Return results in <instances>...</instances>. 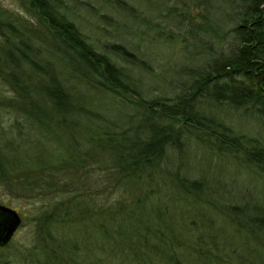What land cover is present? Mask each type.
Returning <instances> with one entry per match:
<instances>
[{
  "label": "trees",
  "instance_id": "1",
  "mask_svg": "<svg viewBox=\"0 0 264 264\" xmlns=\"http://www.w3.org/2000/svg\"><path fill=\"white\" fill-rule=\"evenodd\" d=\"M19 1L29 17L0 4V79L11 93L0 95V189L47 201L35 215L42 243L16 260L1 251L0 264H264V200L191 169L208 154L264 178V133L216 111L264 124V0H219L230 34L174 95L145 91L131 44L90 40L71 4ZM181 1L204 5L203 17L212 6ZM98 95L115 98L124 120Z\"/></svg>",
  "mask_w": 264,
  "mask_h": 264
},
{
  "label": "rangeland",
  "instance_id": "2",
  "mask_svg": "<svg viewBox=\"0 0 264 264\" xmlns=\"http://www.w3.org/2000/svg\"><path fill=\"white\" fill-rule=\"evenodd\" d=\"M132 11L122 8L112 0H64L75 9L71 17L79 24L90 40L102 42L128 41L144 60V68L129 64L133 76L150 95L176 93L177 84L184 79H192L210 50L229 36L234 24L228 5L224 1L212 0L208 17H203L204 5L181 0H124ZM0 4L16 14L29 15L20 6L19 0H0ZM73 4V5H72ZM127 43V42H126ZM108 47H111L108 45ZM218 51V49H217ZM215 51V55H217ZM7 86L0 79V95L8 94ZM98 106L108 114L125 118L117 100L109 95L97 96ZM231 122L245 132L264 133V124L241 111L227 106H217ZM124 120V119H123ZM202 165L194 164L191 169L201 175L227 181L232 193L252 194L264 200V178L255 169L240 167L227 158L203 156ZM96 165L95 177L101 188L105 187L106 171L103 164ZM94 183V180L92 179ZM103 190V189H102ZM245 195V197H247ZM104 196V194L102 195ZM47 198L37 195H20L0 189V203L16 209L22 221L3 251L12 259H20L28 248L40 244L44 222L35 215L46 205Z\"/></svg>",
  "mask_w": 264,
  "mask_h": 264
},
{
  "label": "water",
  "instance_id": "3",
  "mask_svg": "<svg viewBox=\"0 0 264 264\" xmlns=\"http://www.w3.org/2000/svg\"><path fill=\"white\" fill-rule=\"evenodd\" d=\"M21 221V215L16 209L0 203V246L11 240Z\"/></svg>",
  "mask_w": 264,
  "mask_h": 264
},
{
  "label": "flooded vegetation",
  "instance_id": "4",
  "mask_svg": "<svg viewBox=\"0 0 264 264\" xmlns=\"http://www.w3.org/2000/svg\"><path fill=\"white\" fill-rule=\"evenodd\" d=\"M18 228H19V227H18ZM17 230H18V229H17ZM17 230H16V231H17ZM16 231H15V232H16ZM14 234H15V233H14Z\"/></svg>",
  "mask_w": 264,
  "mask_h": 264
}]
</instances>
